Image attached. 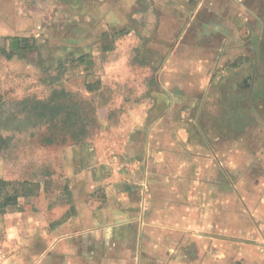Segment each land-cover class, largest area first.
<instances>
[{
    "label": "crops",
    "instance_id": "0c3cea01",
    "mask_svg": "<svg viewBox=\"0 0 264 264\" xmlns=\"http://www.w3.org/2000/svg\"><path fill=\"white\" fill-rule=\"evenodd\" d=\"M68 54L118 89L119 157L75 149L65 203L26 178L0 264H264V0H0V81Z\"/></svg>",
    "mask_w": 264,
    "mask_h": 264
},
{
    "label": "rangeland",
    "instance_id": "374dc122",
    "mask_svg": "<svg viewBox=\"0 0 264 264\" xmlns=\"http://www.w3.org/2000/svg\"><path fill=\"white\" fill-rule=\"evenodd\" d=\"M72 58L75 55L68 54L60 63L49 62L51 82L46 86L0 81V125L5 139L0 150V178L47 181L46 194L38 199V205L67 201L66 181L69 174H75V149L81 158H88L90 152L98 161L119 157V137L111 131L123 113L112 101L118 89L96 84L87 88L82 81L87 70L75 65ZM37 100L49 101L59 109L31 112ZM51 135L55 142L47 144L45 139Z\"/></svg>",
    "mask_w": 264,
    "mask_h": 264
},
{
    "label": "trees",
    "instance_id": "16d2710c",
    "mask_svg": "<svg viewBox=\"0 0 264 264\" xmlns=\"http://www.w3.org/2000/svg\"><path fill=\"white\" fill-rule=\"evenodd\" d=\"M42 110H52L53 112H57L59 106L55 104H51L49 101H40L37 100L31 106V112L37 111L38 109ZM55 117V116H54ZM52 117L54 120L55 118ZM0 124H1V116H0ZM4 137L1 134V125H0V150L4 145ZM47 144H53L55 139L53 136H49L45 139ZM47 181L44 182V189L46 190ZM41 185L31 183L29 181H8L3 178H0V209H4L9 205H14L18 202L19 198L31 197L38 195Z\"/></svg>",
    "mask_w": 264,
    "mask_h": 264
}]
</instances>
